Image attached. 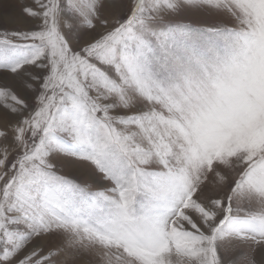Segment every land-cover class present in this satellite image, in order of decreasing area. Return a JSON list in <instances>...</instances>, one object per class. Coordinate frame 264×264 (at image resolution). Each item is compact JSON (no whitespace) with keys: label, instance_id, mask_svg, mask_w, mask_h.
Instances as JSON below:
<instances>
[{"label":"snow or ice","instance_id":"6c2138e0","mask_svg":"<svg viewBox=\"0 0 264 264\" xmlns=\"http://www.w3.org/2000/svg\"><path fill=\"white\" fill-rule=\"evenodd\" d=\"M18 8L0 26V264H264V0Z\"/></svg>","mask_w":264,"mask_h":264},{"label":"rangeland","instance_id":"374dc122","mask_svg":"<svg viewBox=\"0 0 264 264\" xmlns=\"http://www.w3.org/2000/svg\"><path fill=\"white\" fill-rule=\"evenodd\" d=\"M22 2V0H0V26H3L5 18H16L19 16V8L18 5ZM107 2V0H106ZM107 11V10H106ZM182 19L190 20L194 23H203L205 21L211 22V17L201 13H188L186 16L182 17ZM10 27H27L28 24L23 20H16L14 23L9 25ZM67 171V170H66ZM84 173V169L74 170L70 173L72 176H82ZM229 248V255H236L237 253L243 251L242 245H236L235 242L226 243L225 245Z\"/></svg>","mask_w":264,"mask_h":264}]
</instances>
